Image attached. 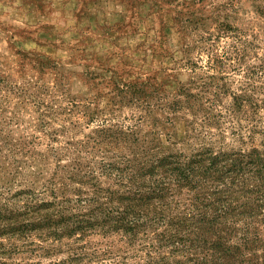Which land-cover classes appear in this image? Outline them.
Segmentation results:
<instances>
[{"label": "rangeland", "instance_id": "rangeland-1", "mask_svg": "<svg viewBox=\"0 0 264 264\" xmlns=\"http://www.w3.org/2000/svg\"><path fill=\"white\" fill-rule=\"evenodd\" d=\"M263 60L256 0H0V264H139L120 232L54 236L43 209L66 187L87 197L91 169L108 187L99 165L158 138L184 153L260 145ZM242 92L251 105L231 119Z\"/></svg>", "mask_w": 264, "mask_h": 264}, {"label": "trees", "instance_id": "trees-1", "mask_svg": "<svg viewBox=\"0 0 264 264\" xmlns=\"http://www.w3.org/2000/svg\"><path fill=\"white\" fill-rule=\"evenodd\" d=\"M263 71L260 64L258 77ZM251 103L244 92L233 94L229 118L245 104L264 111V99ZM256 114L262 128L251 124L248 130L263 134L258 146L202 145L184 153L164 148L158 138L159 144L119 163L103 162L96 169L109 177V186L101 187L94 169L81 175L89 195L64 188L75 191L73 197L43 209L48 231L55 236L51 228L66 223L70 233L94 226L120 232L139 264H264V113ZM91 202L97 203L81 210ZM66 210L73 211L68 218Z\"/></svg>", "mask_w": 264, "mask_h": 264}]
</instances>
